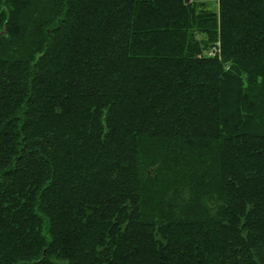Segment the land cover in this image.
Segmentation results:
<instances>
[{"label":"trees","instance_id":"1","mask_svg":"<svg viewBox=\"0 0 264 264\" xmlns=\"http://www.w3.org/2000/svg\"><path fill=\"white\" fill-rule=\"evenodd\" d=\"M0 264H264V0H0Z\"/></svg>","mask_w":264,"mask_h":264},{"label":"rangeland","instance_id":"2","mask_svg":"<svg viewBox=\"0 0 264 264\" xmlns=\"http://www.w3.org/2000/svg\"><path fill=\"white\" fill-rule=\"evenodd\" d=\"M210 9H212L213 11H218V0H205Z\"/></svg>","mask_w":264,"mask_h":264}]
</instances>
